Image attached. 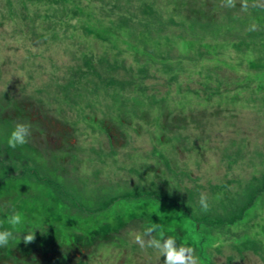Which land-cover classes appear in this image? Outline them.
<instances>
[{
  "label": "rangeland",
  "instance_id": "obj_1",
  "mask_svg": "<svg viewBox=\"0 0 264 264\" xmlns=\"http://www.w3.org/2000/svg\"><path fill=\"white\" fill-rule=\"evenodd\" d=\"M235 2L0 0V264H163L151 222L264 264V0Z\"/></svg>",
  "mask_w": 264,
  "mask_h": 264
},
{
  "label": "clouds",
  "instance_id": "obj_2",
  "mask_svg": "<svg viewBox=\"0 0 264 264\" xmlns=\"http://www.w3.org/2000/svg\"><path fill=\"white\" fill-rule=\"evenodd\" d=\"M226 7L234 8L235 0H226ZM247 0H242L241 7L248 8ZM256 6V5H253ZM31 136V126L29 124H17L8 138V146L15 149L28 143ZM199 203L203 211H207L208 198L206 194H201ZM6 223L10 229L0 230V247H6L11 240L16 237L14 230L23 226L24 217L20 212H12L6 217ZM38 230V229H37ZM35 231H29L23 236L25 245L33 243L36 239ZM165 229L160 223H149L140 232H134L135 242L141 249L151 248L158 252L160 258L164 257L163 264H201L200 258L195 254V250L190 246L178 245L173 236H165ZM158 237V238H157Z\"/></svg>",
  "mask_w": 264,
  "mask_h": 264
}]
</instances>
